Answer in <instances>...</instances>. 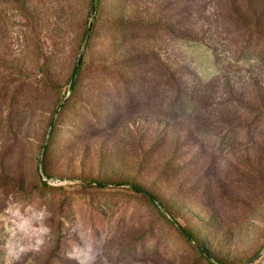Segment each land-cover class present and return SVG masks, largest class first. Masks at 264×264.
I'll return each instance as SVG.
<instances>
[{"label": "rangeland", "instance_id": "rangeland-1", "mask_svg": "<svg viewBox=\"0 0 264 264\" xmlns=\"http://www.w3.org/2000/svg\"><path fill=\"white\" fill-rule=\"evenodd\" d=\"M19 1L0 0V87L40 82L43 92L31 99L10 158V134L0 136V182L9 174L25 192L6 195L0 187V264H209L181 226L219 264H245L258 254L264 55L246 63L249 30L233 22L230 9L264 31V0H103L101 22L163 27L156 39L123 44L112 58L114 74L104 76L97 71L118 34L100 24L69 96L82 31L63 2ZM181 34L204 45L183 44ZM258 35L250 48L264 54ZM141 51L157 53L159 77L171 73L172 80L160 79L128 105L122 80L132 73L122 61ZM51 54L45 75L42 56ZM181 90L193 98L182 118ZM67 96L40 170L46 134ZM94 181L125 185H88ZM131 185L156 196L167 214ZM252 264H264V254Z\"/></svg>", "mask_w": 264, "mask_h": 264}, {"label": "trees", "instance_id": "trees-1", "mask_svg": "<svg viewBox=\"0 0 264 264\" xmlns=\"http://www.w3.org/2000/svg\"><path fill=\"white\" fill-rule=\"evenodd\" d=\"M58 6H61V3H64V6L66 8L68 20L74 21L75 25L77 26L79 31H82V44L86 32V28L88 26L90 17H91V11H92V4L93 0H53ZM128 2L129 0H125ZM133 1H139L143 2L144 0H133ZM16 3L20 4L21 1L15 0ZM60 4V5H59ZM69 4V9H67V5ZM62 8V7H61ZM63 8V10H65ZM230 12L233 14L234 17L233 22H242L245 23L248 28V37L244 40V46L242 47L244 56L247 58L246 63H250L251 65H255L259 58H262L264 54L262 53H256L253 52L251 47L252 39L254 38V33L259 34V42L263 43L264 45V31L257 30L259 26L253 25L250 21H247L246 19L242 18L239 11L235 8H231ZM103 0H98L97 4V13L93 24V29L89 38V42L87 45L86 53L90 50V47H92V44L95 39L96 35V29L97 27L101 25H107L108 30L117 33L118 36L112 37L109 39L106 51H105V57H104V63L100 65V69L97 71L99 74L104 76H111L114 74V72L111 70V67L115 65V63L112 61V58L114 56L115 51L119 50V48L124 44H128L130 41H146L148 42L150 39H156L157 36H154L155 32L154 30H160L163 26L160 23H155L153 25H145L142 23H136V24H119L116 21H108V22H101L103 17ZM148 28H152L150 32H147ZM242 29V28H241ZM154 34V35H153ZM188 34H181L176 37L181 43L183 44H192V45H202L203 42L201 40H198L196 38L189 37ZM204 45V44H203ZM209 48V45H208ZM213 50V49H212ZM262 52V51H261ZM216 65L218 67L217 73L220 72L221 66L220 64V58L215 53V50H213ZM53 54L51 55H43L42 61H43V72L46 75L48 73V69L50 65V59L52 58ZM257 55V56H254ZM54 56V55H53ZM85 56L82 61V64L79 69V73L77 76L76 84L78 82V77L80 74L84 72L83 66L86 64L85 62ZM237 62L242 61L241 59H236ZM122 66L124 68L129 69V71L132 74H127V77H124L122 80L123 85L126 88L127 94V100L128 105L133 101H135L140 94L143 92H146L147 90H150L154 87V85L160 81V79H165V82L168 84L172 80V74L169 73V75L165 78V75H162L159 77L157 68L160 67V61L157 53L154 52H145L141 51L136 55L126 57L122 61ZM46 72V73H45ZM169 72V71H168ZM45 80V77H44ZM75 84V86H76ZM12 82L5 84L4 86L0 87V107H3L5 109L4 112L0 114V136L3 134L9 133L10 136L6 138V142L8 143L7 149L4 153L5 159L10 158L14 154V150L16 148L17 144V135L20 132V129L22 127V120L24 118V114L27 113V110L30 107L31 99L33 97H38L43 92L42 83H35V85H28L26 84V87H23L20 89L19 87L13 86ZM134 85H137L136 89H133L131 87H134ZM29 86V87H28ZM130 89V90H129ZM137 90V91H136ZM189 94L185 90H181L178 95V102L179 106L178 109H180V118L186 117L187 114L191 113L190 104L192 103V96L189 97ZM232 96V95H231ZM238 99L236 97H229V99H226L225 102H233L237 101ZM224 101L216 103L217 105L223 104ZM135 103V102H134ZM205 104V103H204ZM203 104V105H204ZM206 105L210 106L211 104L207 103ZM1 110V109H0ZM3 111V110H1ZM0 111V112H1ZM6 112V114H5ZM205 126H200L199 129L203 130ZM55 128V127H54ZM51 138V137H50ZM49 144V143H48ZM14 182V183H13ZM95 184L96 186L100 187H109V186H115V187H121L125 184L121 183H115V184H121L120 186L116 185H109L105 186L104 184L108 183H99V182H89L88 185ZM46 187L51 188L49 184H45ZM0 187L3 189H6V195L9 193H13L15 195L19 194V191L21 193L24 192L23 183L21 180H18L14 178L13 176H10L9 174L2 173ZM132 190L142 193L144 196L149 198L151 202L158 207V205L147 195L142 192V190L147 191L139 186L131 185L129 186ZM149 194H151L149 191H147ZM154 196L153 194H151ZM157 200L158 198L154 196ZM159 201V200H158ZM5 203L3 205V200L0 201V213L2 209H4ZM163 212V211H162ZM179 227V226H178ZM179 229L183 232L185 237L193 242L194 244H199L204 250L205 248L195 239V237L187 232L182 226L179 227ZM196 246V244H195ZM197 247V246H196ZM198 248V247H197ZM199 249V248H198ZM200 250V249H199ZM206 251V250H205ZM207 252V251H206ZM208 253V252H207ZM200 254L206 258L209 264H219L217 261H214V258H209L202 250H200Z\"/></svg>", "mask_w": 264, "mask_h": 264}, {"label": "water", "instance_id": "water-1", "mask_svg": "<svg viewBox=\"0 0 264 264\" xmlns=\"http://www.w3.org/2000/svg\"><path fill=\"white\" fill-rule=\"evenodd\" d=\"M97 4H98V0H93V4H92V11H91V17H90V20H89V23H88V26L86 28V32H85V36H84V40H83V44H82V48H81V51H80V54L78 56V59L76 61V64L74 66V70L72 72V75H71V80H70V87H69V93H68V96L73 92L74 88H75V84H76V80H77V76H78V73H79V69H80V66L82 64V61L84 59V56H85V53H86V49H87V45H88V42H89V38H90V35H91V32H92V29H93V24H94V20H95V17H96V13H97ZM68 96L64 99L63 103L60 105V107L55 111V114L52 118V121H51V124L49 126V129H48V132L46 134V138H45V142H44V145H43V150H42V154L39 158V167H40V170H42V165H43V161H44V157H45V153L47 151V147H48V143H49V140H50V137L52 135V132L54 130V127H55V124H56V120H57V117L59 115V112L61 110V108L64 106V104H66V102L68 101ZM40 176L42 179H44V174L41 172L40 173ZM105 186H109L111 184H104ZM113 185H116V186H120L121 184H113ZM142 192L144 194H147L160 208L161 210L167 214V211L161 206V204L159 203V201L154 197L152 196L151 194H149L147 191H144L142 190ZM196 246L202 250L204 252V254H206L209 258H211V256L197 243H195ZM264 254V247L263 249L258 253L256 254L255 256H253L252 258H250L245 264H252L254 263L255 261H257L262 255Z\"/></svg>", "mask_w": 264, "mask_h": 264}]
</instances>
